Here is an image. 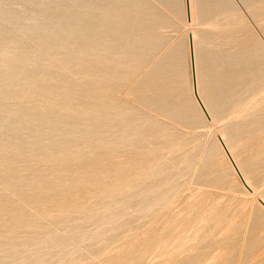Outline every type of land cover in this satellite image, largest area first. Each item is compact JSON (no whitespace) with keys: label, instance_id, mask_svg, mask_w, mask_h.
Here are the masks:
<instances>
[{"label":"rangeland","instance_id":"1","mask_svg":"<svg viewBox=\"0 0 264 264\" xmlns=\"http://www.w3.org/2000/svg\"><path fill=\"white\" fill-rule=\"evenodd\" d=\"M194 3L0 0V264H264V0Z\"/></svg>","mask_w":264,"mask_h":264},{"label":"bare ground","instance_id":"2","mask_svg":"<svg viewBox=\"0 0 264 264\" xmlns=\"http://www.w3.org/2000/svg\"><path fill=\"white\" fill-rule=\"evenodd\" d=\"M120 1V0H118ZM125 2V1H123ZM42 3V2H41ZM194 0H188L187 1V5H186V0H184V17H185V21L189 26H193L195 25L197 20V12H196V7H195ZM38 6V5H37ZM45 7V6H44ZM51 7V6H50ZM187 8H188V12H187ZM250 9V8H249ZM252 10V9H251ZM257 13V12H256ZM35 15V14H33ZM40 19V17H38V15L33 16L31 15V17L29 18V20L22 26V30L23 32L27 33L30 32L32 30H35L38 26L37 23L39 22L38 20ZM27 20V19H26ZM40 28V26H39ZM188 39H189V61L190 63L193 62L194 64V70H195V85H196V93L197 96L199 98V100L202 103L203 108L201 107V109L203 110L204 114L206 115L207 118L212 119L213 115H212V108L210 107V104H208L200 95V88H199V84H198V66H197V52H196V41H195V32L194 31H189L188 34ZM58 41V40H57ZM190 46L192 49V57L190 54ZM3 54V53H2ZM193 83V82H192ZM193 88V87H192ZM194 91V89H193ZM194 93V92H193ZM196 97V96H195ZM197 99V98H196ZM198 101V100H197ZM209 101V100H208ZM240 102V101H239ZM209 114V115H208ZM215 118V117H214ZM226 133V132H225ZM228 134V133H227ZM227 134H220L218 135V140L222 146V148L224 149V156L226 157L228 163L230 164V167L232 168L234 174H236V176L239 178V181H241L243 188L245 189V191L253 196H255L258 192H256V185H254V183L249 180V176L248 178L246 177V172L248 170L245 169V173L243 171L244 168L240 167V164L242 165V163H238V161H240V159L237 161L236 160V156H235V150L238 151V149H235L230 142V139H228V136L226 137L225 135ZM229 135V134H228ZM231 137V136H230ZM229 137V138H230ZM230 143V144H229ZM235 149V150H234ZM240 149V148H239ZM223 156V157H224ZM238 158V157H237ZM224 159V158H223ZM244 164V163H243ZM245 167V166H244ZM248 167V166H246ZM245 167V168H246ZM248 173H250V171H248ZM251 174V173H250ZM254 176V175H253ZM251 176V177H253ZM253 179V178H252ZM64 191V190H63ZM256 200H258L261 205L264 207V196L262 195H258L256 196ZM245 205V204H244ZM244 208V207H243ZM42 211V210H41Z\"/></svg>","mask_w":264,"mask_h":264},{"label":"water","instance_id":"3","mask_svg":"<svg viewBox=\"0 0 264 264\" xmlns=\"http://www.w3.org/2000/svg\"><path fill=\"white\" fill-rule=\"evenodd\" d=\"M187 1L186 0V5H187ZM187 12H188V8H187ZM190 54H191V57H192V49H191V46H190ZM191 73H192V82H193V89H194V94L198 100V102L200 103V106L203 108L202 106V103L201 101L199 100L198 96H197V93H196V85H195V70H194V64L193 62L191 63Z\"/></svg>","mask_w":264,"mask_h":264}]
</instances>
